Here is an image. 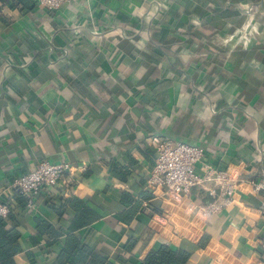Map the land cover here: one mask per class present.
<instances>
[{"label": "crops", "instance_id": "obj_1", "mask_svg": "<svg viewBox=\"0 0 264 264\" xmlns=\"http://www.w3.org/2000/svg\"><path fill=\"white\" fill-rule=\"evenodd\" d=\"M0 16V202L18 216L17 264L52 263L64 236L39 249L29 235L35 219L66 233L71 197L98 214L75 231L87 246L112 256L136 239L117 264L202 236L188 264H264L248 183L264 174V0H3ZM161 139L201 148L200 173L242 178L228 205L199 220L187 204L219 201L211 182L186 198L146 188ZM40 159L71 164L74 184L22 207L9 184Z\"/></svg>", "mask_w": 264, "mask_h": 264}, {"label": "built area", "instance_id": "obj_2", "mask_svg": "<svg viewBox=\"0 0 264 264\" xmlns=\"http://www.w3.org/2000/svg\"><path fill=\"white\" fill-rule=\"evenodd\" d=\"M38 8L53 11L69 0H34ZM154 150L152 166L145 178V187L151 190L160 189L163 195L169 199L186 198L192 187L211 182L217 189V200L206 201L203 204L194 205L188 202L187 208L193 214H200L201 219L218 213L228 205L234 193L237 183L244 181L238 178L231 170L218 171L210 165L204 166L202 173L196 171L195 165L204 157L201 148L161 139L151 142ZM72 165L68 162H48L45 159L38 160L35 165L12 178L9 187L19 192L26 200V207L32 208L35 198L42 190L49 192L65 190L68 193L74 184L71 177ZM251 190L260 196L258 210L264 217V174L252 180H248ZM214 195L215 190H209ZM8 207L0 202V217L4 218ZM196 216V215H195Z\"/></svg>", "mask_w": 264, "mask_h": 264}, {"label": "trees", "instance_id": "obj_3", "mask_svg": "<svg viewBox=\"0 0 264 264\" xmlns=\"http://www.w3.org/2000/svg\"><path fill=\"white\" fill-rule=\"evenodd\" d=\"M0 2H3V0H0ZM14 192L18 204L23 207L26 203L25 198L19 192ZM67 207L72 210L73 215L68 221L66 233H63L60 227H55L47 221L35 219L33 234L29 235L31 243L35 245L38 243L37 238L45 236V240L41 242L39 249L53 245L59 237L64 236V242L51 264H117L115 262L117 258L122 257L126 261L130 259V251L136 242L135 238H127L122 246L113 250L112 256H108L100 246L91 248L84 244L83 238L75 233L76 230L88 226L97 219L98 214L82 201L73 197L68 200ZM52 211L55 215L61 217L64 208L60 206ZM126 214L127 212L120 213L124 219L128 218ZM18 226V216L8 207L5 219L0 217V264H17L14 257L20 251L18 241L21 238ZM204 242V236L195 244L182 240L178 246L158 241L156 246L148 249L136 262L131 264H188L191 250L196 247H203ZM27 253L29 256V252ZM33 255L34 253L30 252V256Z\"/></svg>", "mask_w": 264, "mask_h": 264}, {"label": "rangeland", "instance_id": "obj_4", "mask_svg": "<svg viewBox=\"0 0 264 264\" xmlns=\"http://www.w3.org/2000/svg\"><path fill=\"white\" fill-rule=\"evenodd\" d=\"M195 215H196L197 218H199V220H201V218H200L201 215L200 214L196 213Z\"/></svg>", "mask_w": 264, "mask_h": 264}]
</instances>
